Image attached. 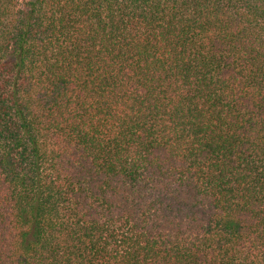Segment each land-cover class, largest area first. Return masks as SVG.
Segmentation results:
<instances>
[{"label": "trees", "instance_id": "obj_1", "mask_svg": "<svg viewBox=\"0 0 264 264\" xmlns=\"http://www.w3.org/2000/svg\"><path fill=\"white\" fill-rule=\"evenodd\" d=\"M0 264H264V0H0Z\"/></svg>", "mask_w": 264, "mask_h": 264}]
</instances>
